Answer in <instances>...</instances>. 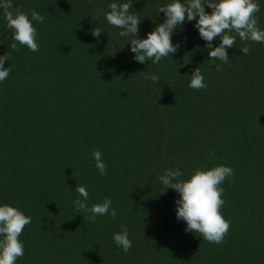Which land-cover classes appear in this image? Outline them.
<instances>
[{
	"label": "trees",
	"instance_id": "obj_1",
	"mask_svg": "<svg viewBox=\"0 0 264 264\" xmlns=\"http://www.w3.org/2000/svg\"><path fill=\"white\" fill-rule=\"evenodd\" d=\"M114 2L132 5L129 14L141 20L135 38L146 39L166 19L159 8L174 0H11L14 14L45 17L32 21L35 53L11 48L16 42L0 9V57L8 54L4 68L11 69L0 82V206L31 217L16 264H264V44L233 31L230 63L210 61L197 17L174 31L176 53L141 64L132 37L106 21ZM255 2L264 30V0ZM196 68L206 85L200 90L189 87ZM95 150L107 165L104 176ZM218 165L234 170L220 185V211L230 221L221 244L185 231L176 217L180 195L160 181L169 170L186 181ZM76 186L89 192V209L111 198L116 219L91 223L90 212L75 211L82 199ZM124 227L127 253L113 239Z\"/></svg>",
	"mask_w": 264,
	"mask_h": 264
},
{
	"label": "clouds",
	"instance_id": "obj_2",
	"mask_svg": "<svg viewBox=\"0 0 264 264\" xmlns=\"http://www.w3.org/2000/svg\"><path fill=\"white\" fill-rule=\"evenodd\" d=\"M205 4L212 10L211 14L205 12ZM12 8L11 0H0V9H3L7 28L12 30V40L16 42L11 44V48L17 50L18 43L26 46L33 53L38 52L37 30L33 27L32 21L43 23L45 17L32 11L30 20L24 12L17 11L14 14L10 10ZM109 8L111 11L106 13V21L121 29L119 32L121 37H132L130 51L135 54L133 59L141 64L148 60L157 64L162 58H169L170 53H176L178 45L172 44L174 31L185 21L197 20V17L194 27L198 29L199 36L208 42L206 48L209 50L210 61L230 63L226 49L233 48L236 42V36L230 35L233 31L238 34L241 41L264 44V30L258 27L256 19L260 5L255 0H218L214 3L209 0H188L187 5L180 0H174L159 8V13H164L166 19L154 31L148 33L146 39L135 38L141 20L138 16L129 14L131 4L114 2ZM101 33L103 32L99 28L92 31L94 37H99ZM217 37L220 38L221 43L218 47H213L211 42ZM240 51L248 55L251 49L244 47ZM8 59L7 53L0 57V82L5 81L10 74V67L4 68V63ZM219 70V65H216V71ZM150 79L156 83L159 78L152 75ZM189 87L194 90L206 87L199 68L193 71ZM209 155L213 154L209 153ZM92 156L99 174L106 175L107 165L102 160L101 151L95 150ZM182 175L183 173L177 169L166 171L160 177L164 191L173 189L180 195V199L175 202L177 219L186 222V232L199 233L209 243H223L230 229V221L226 220L220 211L225 203L220 185L226 178L234 175V170L228 166L218 165L210 170L198 169L186 181L179 179ZM75 191L82 197L74 201L75 211L90 212L91 215L87 216L89 222L95 223L98 216L105 215H110L113 220L116 219L117 213L111 207V198L106 197L102 204H94L89 209L87 189L84 186H76ZM30 223L31 217L17 208L9 205L0 206V237H3L0 239V264H16L17 259L23 257L24 245L19 237ZM113 239L125 253L132 247L127 227H124L120 233L114 234Z\"/></svg>",
	"mask_w": 264,
	"mask_h": 264
}]
</instances>
